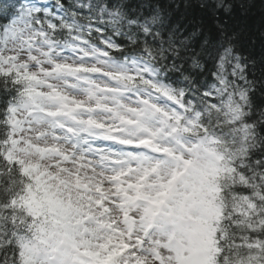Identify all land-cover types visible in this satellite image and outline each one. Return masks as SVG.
<instances>
[{"label":"snow or ice","instance_id":"obj_1","mask_svg":"<svg viewBox=\"0 0 264 264\" xmlns=\"http://www.w3.org/2000/svg\"><path fill=\"white\" fill-rule=\"evenodd\" d=\"M255 6L0 0V264H264Z\"/></svg>","mask_w":264,"mask_h":264},{"label":"trees","instance_id":"obj_2","mask_svg":"<svg viewBox=\"0 0 264 264\" xmlns=\"http://www.w3.org/2000/svg\"><path fill=\"white\" fill-rule=\"evenodd\" d=\"M255 7L251 9L246 19L247 28L250 33L259 35L261 30H264V23H262V17H264V9H262L259 0H254ZM256 53H259V41L255 49Z\"/></svg>","mask_w":264,"mask_h":264}]
</instances>
